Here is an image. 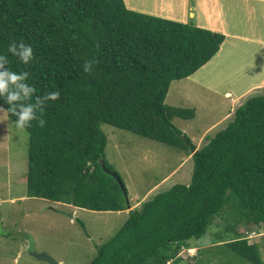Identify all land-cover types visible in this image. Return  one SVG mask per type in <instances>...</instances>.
Masks as SVG:
<instances>
[{
  "label": "trees",
  "instance_id": "obj_1",
  "mask_svg": "<svg viewBox=\"0 0 264 264\" xmlns=\"http://www.w3.org/2000/svg\"><path fill=\"white\" fill-rule=\"evenodd\" d=\"M20 40L33 48L27 64L8 52L9 43ZM224 41L223 34L192 23L131 10L123 0H0L5 67L27 71L24 82L36 89L13 103L60 92L58 99L44 100L43 111L33 109L44 125L33 120L24 128L28 197L96 212L127 211L130 204L110 174L118 173L105 159L103 125L193 153L191 183L176 184L128 212L90 264H179L180 252L196 247L217 218L235 236L217 237L229 264H264L259 246L239 230L264 231V95L237 108L199 149L173 124L193 119L195 110L165 103L171 83L205 66ZM85 61H93L89 72ZM0 107L7 112L9 105L0 98Z\"/></svg>",
  "mask_w": 264,
  "mask_h": 264
},
{
  "label": "rangeland",
  "instance_id": "obj_2",
  "mask_svg": "<svg viewBox=\"0 0 264 264\" xmlns=\"http://www.w3.org/2000/svg\"><path fill=\"white\" fill-rule=\"evenodd\" d=\"M123 1L131 10L192 23L225 37L210 62L171 83L165 100L169 106L195 110L193 119L177 118L173 124L196 149L223 130L248 99L264 95V0ZM13 122L5 110L0 112V264H48L33 252L45 253L58 264H90L97 247L121 229L128 213L91 212L28 197L29 135ZM102 131L108 139L105 159L130 198L127 212L176 184L191 183L194 162L184 160L187 150L109 125ZM239 230L259 246L264 261V231ZM213 237L218 243H212ZM234 237L227 223L217 218L196 247L180 252L179 264H229L222 255L226 250L218 246ZM238 263L250 264L239 259Z\"/></svg>",
  "mask_w": 264,
  "mask_h": 264
},
{
  "label": "clouds",
  "instance_id": "obj_3",
  "mask_svg": "<svg viewBox=\"0 0 264 264\" xmlns=\"http://www.w3.org/2000/svg\"><path fill=\"white\" fill-rule=\"evenodd\" d=\"M8 52L14 56H18L21 61L25 64L29 63L33 57V48L31 44L25 43L23 40L12 41L8 45ZM9 61L4 54H0V98L4 99L9 108L7 112L13 113L17 119L13 122L17 128H27L31 126V121L37 120L40 126H43L45 120L37 117L36 113L33 112L34 108H40L44 100H56L60 97L58 90L46 92L42 96H36L35 102L29 103H13L15 101H26L36 91L32 84L25 83L26 77H28L27 71H13L8 65ZM93 61L84 62V71L89 72L92 70ZM14 86V87H10ZM0 107V112L4 111ZM43 111L42 108H40Z\"/></svg>",
  "mask_w": 264,
  "mask_h": 264
},
{
  "label": "water",
  "instance_id": "obj_4",
  "mask_svg": "<svg viewBox=\"0 0 264 264\" xmlns=\"http://www.w3.org/2000/svg\"><path fill=\"white\" fill-rule=\"evenodd\" d=\"M110 174L112 176H114L117 179V181L119 182V184L121 186V189L123 190L126 202L129 205L130 204V199H129V196H128V192H127V189L125 188V186L123 184V181L121 180L120 176H118V174H116L114 172H110ZM129 207H130V205H129ZM32 255L35 258H37L38 260L43 261V262H47L48 264H58L56 261H54L50 256H48L45 253H35V252H33Z\"/></svg>",
  "mask_w": 264,
  "mask_h": 264
},
{
  "label": "crops",
  "instance_id": "obj_5",
  "mask_svg": "<svg viewBox=\"0 0 264 264\" xmlns=\"http://www.w3.org/2000/svg\"><path fill=\"white\" fill-rule=\"evenodd\" d=\"M249 90V89H248ZM247 92V91H246ZM228 94H230V92H227V93H225V96H228ZM230 96H231V94H230ZM192 152L190 153V155L189 156H187L184 160H187L188 158H192ZM183 163V162H182ZM130 199V198H129ZM54 204H56V203H54ZM62 205V204H61ZM69 206V205H68ZM69 207H72V206H69ZM72 208H74V207H72ZM92 212V211H91ZM94 212H96V211H94ZM124 213H128L127 211H125Z\"/></svg>",
  "mask_w": 264,
  "mask_h": 264
},
{
  "label": "bare ground",
  "instance_id": "obj_6",
  "mask_svg": "<svg viewBox=\"0 0 264 264\" xmlns=\"http://www.w3.org/2000/svg\"><path fill=\"white\" fill-rule=\"evenodd\" d=\"M195 13V12H194ZM228 97H230V94H228Z\"/></svg>",
  "mask_w": 264,
  "mask_h": 264
}]
</instances>
